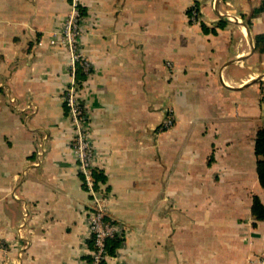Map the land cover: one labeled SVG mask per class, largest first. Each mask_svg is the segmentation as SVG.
I'll return each instance as SVG.
<instances>
[{
  "label": "crops",
  "instance_id": "obj_1",
  "mask_svg": "<svg viewBox=\"0 0 264 264\" xmlns=\"http://www.w3.org/2000/svg\"><path fill=\"white\" fill-rule=\"evenodd\" d=\"M70 2L0 0V264L91 259L93 197L63 99ZM80 10L95 190L120 227L106 264H264L250 211L253 196L264 203V0Z\"/></svg>",
  "mask_w": 264,
  "mask_h": 264
},
{
  "label": "built area",
  "instance_id": "obj_2",
  "mask_svg": "<svg viewBox=\"0 0 264 264\" xmlns=\"http://www.w3.org/2000/svg\"><path fill=\"white\" fill-rule=\"evenodd\" d=\"M80 1L71 0L70 10L63 19L59 32L61 42L71 52L70 82L63 99L72 122L73 148L77 156L78 169L83 174L89 193L93 197L91 209L88 211V224L93 240V248L90 251L91 259L88 264H106L110 258L107 241L120 234V227L106 218L102 200L95 190L93 176L95 146L90 133L88 111L83 103L84 83L77 80L75 74L77 64L86 75H89L91 69L80 48L79 39L82 34Z\"/></svg>",
  "mask_w": 264,
  "mask_h": 264
},
{
  "label": "trees",
  "instance_id": "obj_3",
  "mask_svg": "<svg viewBox=\"0 0 264 264\" xmlns=\"http://www.w3.org/2000/svg\"><path fill=\"white\" fill-rule=\"evenodd\" d=\"M259 39H264V37L259 36ZM75 74L77 80L79 81L86 78V74L81 70V67H77ZM254 153L257 157L256 174H257L258 182L262 187V189L264 190V128L259 129L256 133L254 139ZM96 175L99 178L103 179L101 174H96ZM250 211L255 219L264 222V203L260 200L258 196L252 197ZM116 244L117 241H115L114 238L109 239L107 241L108 252H112Z\"/></svg>",
  "mask_w": 264,
  "mask_h": 264
}]
</instances>
